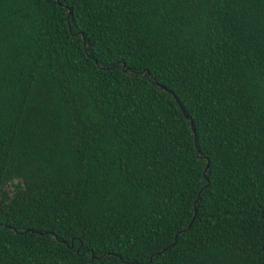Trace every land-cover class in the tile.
<instances>
[{
    "label": "trees",
    "instance_id": "1",
    "mask_svg": "<svg viewBox=\"0 0 264 264\" xmlns=\"http://www.w3.org/2000/svg\"><path fill=\"white\" fill-rule=\"evenodd\" d=\"M0 264H264V0H0Z\"/></svg>",
    "mask_w": 264,
    "mask_h": 264
}]
</instances>
